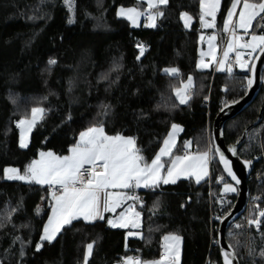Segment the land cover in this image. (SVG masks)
<instances>
[{"label": "trees", "instance_id": "trees-1", "mask_svg": "<svg viewBox=\"0 0 264 264\" xmlns=\"http://www.w3.org/2000/svg\"><path fill=\"white\" fill-rule=\"evenodd\" d=\"M233 2L221 0L215 27L207 33L218 32L223 39L224 19ZM133 5L146 10L138 26L117 15L119 7ZM154 10L163 15L149 27L145 14L152 8L141 0H0V264H85L89 244L93 248L87 264H117L132 255L157 259L169 234L183 239L181 264H223L214 242L220 220L212 222L211 215L227 214L237 192L224 191L222 186L231 182L216 154L211 174L199 183L180 178L137 192L138 199L131 202L141 213L139 236L129 235L128 227L111 226V213H106L93 221L74 219L55 239L42 241L53 201L49 185L4 178L7 166L23 174L41 151L68 153L90 127L135 138L147 162L174 123L183 131L173 156L184 153L187 140L192 151L207 150L209 136L213 143L215 115L244 95L250 69L230 75L225 68L213 75V67L197 68L200 0H168ZM183 12L194 17L190 28L183 23ZM171 68L178 73L165 72ZM189 77L192 95L181 104L176 90ZM263 105L264 86L248 108L226 122L228 145L256 121ZM33 108L44 112L29 144L21 147L17 123L31 117ZM239 154L255 165L247 209L229 226L227 238L241 264H264V112L262 121L249 129ZM223 195L232 201L220 209L217 200ZM249 217L259 224H249Z\"/></svg>", "mask_w": 264, "mask_h": 264}, {"label": "snow or ice", "instance_id": "snow-or-ice-1", "mask_svg": "<svg viewBox=\"0 0 264 264\" xmlns=\"http://www.w3.org/2000/svg\"><path fill=\"white\" fill-rule=\"evenodd\" d=\"M149 8H158L160 5H166L168 0H147ZM202 13L200 15V22L204 28H214L216 14L220 6V0H200ZM235 24L233 17L237 15L236 9L241 6ZM71 7V3H69ZM121 16H126L135 25L139 16L143 13L135 8L120 9ZM264 0H234L231 10L227 14V18L223 24V30L230 34V40L227 43V48L223 52V61L219 63L218 70H225V62L229 60L230 53L240 49H250L248 53L252 55L257 48L264 52V34L256 35L250 32L253 22L260 19L264 20ZM162 12L156 14H149V27H155V21L158 16H162ZM211 17V21L205 19ZM183 19L186 26L190 25L192 17L187 13L183 14ZM69 20V23H72ZM243 30L245 34L250 35V40L241 43L244 36L238 35V31ZM203 40V37H201ZM215 35L211 36L208 41L209 52L207 55L212 56L215 60L216 41ZM141 47V55L143 54V46ZM205 53H201L203 57ZM236 61L241 67L246 66V61L242 59L240 52H236ZM50 64H55V60H50ZM199 67H208L201 59ZM231 67L227 71L231 72ZM178 69H165L166 73L177 74ZM192 78H188V83L184 85L185 89L191 86ZM251 85L252 81H248ZM176 95L181 104L187 103L190 96L183 95L178 89ZM32 118L21 119L17 126L21 128L20 146L27 147V139L25 132H30L35 126L38 114L42 118L44 109L33 108L31 110ZM26 126V127H25ZM178 126H172V132L163 141V147L160 148L159 153L147 162L140 154L139 148L136 146V140L132 137H124L121 135L108 136L104 133L102 127H90L87 131L80 134L79 143L70 149L71 154L68 156H57L52 152H41L40 159L33 161L27 166L26 171L21 174L17 168H6L4 170L7 179L25 180L28 182H36L39 184H46L53 189L59 186L61 190L57 195L53 190L51 193L52 200V214L48 219L47 225L43 229L41 240L52 241L61 229L70 224L74 219L83 217L85 220H94L97 217L103 219L101 208L104 212H115L121 203L130 199H138L127 195L125 191L112 190H126L139 188L141 186L154 187L160 183L169 184L176 183L177 179L181 177L195 176L196 182L199 183L201 179L208 175L207 164L209 160V152L204 151L196 155L185 154L176 155L173 157V151L176 147V132ZM191 142L185 144V148H190ZM235 154V149H232ZM168 157L165 161L163 158ZM220 160L224 164L225 170L233 180H236L230 161L220 153ZM169 166L165 169V164ZM246 163H251L246 162ZM87 166V167H86ZM100 169L99 171L97 169ZM166 170V176H162V172ZM223 178L221 177V180ZM237 183L239 181L237 180ZM224 191H236L230 185H224ZM101 193H103V204H101ZM129 213H133V208L130 206L126 212L120 213L117 220H109L108 223L113 227L127 228L131 225L134 228H139L140 213L135 212V219L129 218ZM264 216V212L260 213ZM134 233L129 232V235ZM180 237L175 235H168L164 237V255L160 260L152 262V264H166L170 259L178 261L179 259V242ZM39 247V246H38ZM93 245L87 246V256L92 253ZM87 256L85 257V264H87ZM225 264H232L229 254H225ZM126 264H140L139 260H129Z\"/></svg>", "mask_w": 264, "mask_h": 264}, {"label": "water", "instance_id": "water-1", "mask_svg": "<svg viewBox=\"0 0 264 264\" xmlns=\"http://www.w3.org/2000/svg\"><path fill=\"white\" fill-rule=\"evenodd\" d=\"M248 74L249 80H251L252 83L251 85H248L244 95L241 98L228 102L223 107H221L218 113L215 115L212 125L213 147L217 156V160L225 174V177L237 188V198L232 209L219 221L218 245L220 248L223 264H225L224 257L226 253L229 254L232 264H241L234 248L228 241L227 231L229 226L237 221L245 213L249 203V178L253 172L255 163L253 160L242 158L239 154V149L245 142L249 129L262 121L264 105L261 108L256 121L245 127L241 138L231 145H228L225 140V125L228 120L236 117L246 108H248L259 95L262 86H264V52H262L260 49H258L252 59ZM233 148L235 149V154L232 151ZM220 153H223L224 156L230 161V166L236 177V180H233L225 170L224 164L220 160ZM249 161L251 162L250 164L246 163ZM237 180L239 183H237Z\"/></svg>", "mask_w": 264, "mask_h": 264}, {"label": "rangeland", "instance_id": "rangeland-1", "mask_svg": "<svg viewBox=\"0 0 264 264\" xmlns=\"http://www.w3.org/2000/svg\"><path fill=\"white\" fill-rule=\"evenodd\" d=\"M141 1H143L145 4H146V8L147 9H149V5H148V2H147V0H141ZM253 2H256V0H253ZM5 3L6 2H3L2 3V7H4L5 6ZM232 6V5H231ZM231 6L229 7V9H228V11H227V14H228V12L231 10ZM241 7H242V5L241 6H238L237 7V9H236V13H237V15L236 16H234L233 17V23L235 24V22H236V19H237V17H238V14H239V11L241 10ZM121 8H124V9H129V8H135V9H137L139 12H141V13H143V15H141V16H139L138 17V19H137V22H136V24L134 25L133 23H132V21L131 20H129L126 16H121L119 13H120V9ZM219 8H220V6H219ZM155 8H152V11H150V14H156V12H155V10H154ZM145 11L146 10H141L138 6H136V5H133V6H127V7H124V6H121V7H119L118 9H117V15L118 16H120V17H124V18H126V19H128L130 22H131V24L132 25H134V26H138V25H140L141 24V22H142V20H143V18H144V13H145ZM227 14H226V17H225V19H224V21L226 20V18H227ZM190 17H191V15L190 14H188ZM158 18V17H157ZM205 19H207V20H209V21H211V19H210V17H205ZM184 20V19H183ZM156 22H157V19H156V21H155V25H156ZM151 23V21L149 20V19H146L145 20V24L146 25H148V24H150ZM192 23H193V19L191 20V22H190V25H189V27L192 25ZM184 24H185V22H184ZM254 24H255V21L253 22V25H252V28L250 29V31H252V33H253V29H254ZM207 30H208V28H205V29H203V30H201V33H200V37H199V43H200V60L201 59H203V61L204 60H206L208 57H211L212 58V56H210V55H207V53L209 52V47H208V41H209V38L211 37V36H213L215 33H211V34H208L207 33ZM239 31H243V30H239ZM244 32V31H243ZM254 34H256V35H261V34H263V33H258V32H254ZM201 37H203V40L201 39ZM249 40H250V36H249V38H248ZM214 43V42H213ZM215 44V43H214ZM216 45V44H215ZM219 47H220V45H219ZM258 49L259 48H257V50L251 55V59L246 63V66L245 67H241L239 64V67L240 68H242L243 70H246V69H250V66H251V62H252V59H253V57H254V55L256 54V52L258 51ZM251 50L249 49V51H247V50H245V51H241V55H244L245 53H249ZM201 53H205V55L202 57L201 56ZM217 54H218V45H216V49H215V56H217ZM210 67H213L212 65L210 66ZM209 67V68H210ZM248 81H249V78L247 79V82H246V84L247 85H249V83H248ZM192 82H193V79H192ZM188 83V80H186L185 82H183L182 84H181V86L178 88L180 91H181V93L183 94V95H189V93H188V90H191V92H192V86H193V83H191V86L188 88V89H185L184 88V85L185 84H187ZM177 89V90H178ZM176 90V91H177ZM39 117H40V115L38 114V117H37V121H38V119H39ZM32 118V115H31V117H29V118H23V119H31ZM36 121V122H37ZM173 125H176V126H178V131L176 132V147H177V144H178V141H179V136H180V134L182 133V131H183V127H182V125H180V124H178V123H174ZM172 125V126H173ZM172 126H171V128H170V130H169V132H168V134H167V136L165 137V139L168 137V135L172 132ZM26 127V126H25ZM33 128V127H32ZM30 134H31V131L30 132H25V136H26V139H27V142H28V144H29V142H30ZM110 136H112V135H110ZM124 137H129V136H124ZM20 139H21V128H20ZM164 139V140H165ZM187 142H191V140H187V141H185V143H184V148H185V144L187 143ZM27 144V145H28ZM210 144H213L211 141H210V136H209V144H208V148H207V150L206 151H208L209 150V145ZM161 147H163V143H162V145H161ZM160 147V148H161ZM175 147V148H176ZM191 147H192V142H191ZM190 147V148H191ZM187 148H185V150H186ZM160 150V149H159ZM159 150H158V152H157V154L159 153ZM175 150V149H174ZM41 152H52V153H54L55 155H57V156H68V155H70L71 154V152L70 153H65V154H58V153H56V152H53V151H41ZM40 152V153H41ZM40 153H39V156L36 158V160H39L40 159ZM156 154V155H157ZM155 157V156H154ZM153 157V158H154ZM166 158H168V157H164L163 159L165 160V161H167L166 160ZM35 160V161H36ZM151 162V161H150ZM149 162V163H150ZM167 165V163L165 164V166ZM6 168H16L15 166H7ZM5 168V169H6ZM165 172V171H164ZM164 172H162V176H164ZM224 177V176H223ZM4 178L5 179H7V177H6V175H5V172H4ZM9 180H14V179H9ZM23 181H25V180H23ZM26 182H28V181H26ZM221 182H222V180H221ZM226 184H230V185H232L235 189H236V191H229V192H227V193H231V192H237V188L232 184V183H226ZM225 185V184H224ZM224 185L222 186L223 187V189H224ZM140 188H142V189H146L145 187H143V186H141ZM136 189H138V188H136ZM224 192V191H223ZM225 198V197H228L229 199H230V201L229 202H227V203H225V205L222 207L221 206V208L222 209H224L225 207H227V205L229 204V203H231V201H232V199H231V197L230 196H227V195H223V196H221L220 198L221 199H223V198ZM220 198H219V200H217V201H220ZM221 219V218H220ZM247 222L249 223V224H251V223H253L254 225H258L259 224V221L258 220H253L252 218H247ZM134 234H135V232H134ZM137 236V235H136ZM175 236H179L181 239H180V242H179V245H178V247H179V256H182V249H183V239H182V237L180 236V235H176L175 234ZM163 241H164V238H163ZM162 241V242H163ZM165 242V241H164ZM86 254H87V250H86Z\"/></svg>", "mask_w": 264, "mask_h": 264}, {"label": "crops", "instance_id": "crops-1", "mask_svg": "<svg viewBox=\"0 0 264 264\" xmlns=\"http://www.w3.org/2000/svg\"><path fill=\"white\" fill-rule=\"evenodd\" d=\"M220 6H221V0H220ZM220 9V8H219ZM219 9H218V11H219ZM218 11H217V13H218ZM184 13H187V12H183L182 13V20H183V14ZM187 14H189V13H187ZM216 16H217V14H216ZM191 17H192V19H193V21H194V17L191 15ZM210 19H211V17H210ZM183 23H184V20H183ZM185 25V24H184ZM185 27H187V28H190L189 26H186L185 25ZM203 29H205L204 27H203ZM202 29V30H203ZM208 29H210V28H208ZM224 31V30H223ZM213 34V33H215L214 35L217 37V39H216V41H214V43L216 44V45H218V50H219V45L221 44V40H220V35H219V33L218 32H215V31H211V32H209L208 34ZM245 50H247V51H249V49H240V53H241V51H245ZM200 62H201V60H200V58H199V60L197 61V68L199 69V70H206V69H208L212 64H213V62H214V60L211 58V57H208L206 60H204V63L205 64H207L208 65V67H204V68H202V67H199V65H200ZM193 83V82H192ZM188 93H189V95L188 96H190L191 97V94L190 93H192L191 92V90H188ZM177 96V95H176ZM177 99L179 100V98L177 97ZM189 100V99H188ZM188 100H187V102H188ZM89 129V128H88ZM31 131H32V129H31ZM84 131H87V129L86 130H84ZM84 131H82V132H84ZM81 132V133H82ZM80 133V134H81ZM104 133L106 134V135H108L106 132H105V130H104ZM108 136H110V135H108ZM113 136V135H112ZM79 138H80V135H79ZM79 138H78V142L77 143H79ZM21 140V139H20ZM27 144H28V142H27ZM75 146V145H74ZM74 146H72V147H74ZM71 147V148H72ZM70 148V149H71ZM192 148V147H191ZM191 148H187L185 151H184V153H180V154H177V155H185L186 153L187 154H191V155H196V154H198V153H202V152H194V151H192L191 150ZM68 153H70V150H69V152ZM174 156H176V155H174ZM173 156V157H174ZM169 166V165H168ZM210 169H211V166H210V162H209V160H208V164H207V172H208V175L207 176H205L203 179H201L200 181H202V180H204L205 178H207V177H209V175H210ZM164 176H166V171L164 172ZM181 178H193L195 181H196V179H195V176H192V177H181ZM180 179V178H179ZM178 180V179H177ZM34 182V181H33ZM160 184H163V183H160ZM159 184V185H160ZM155 187V186H154ZM147 188H149V187H147ZM146 188V189H147ZM137 190V192L139 191V190H142V188H138V189H136V188H133V189H126V190H112V191H125L126 193H127V195H129V196H133V197H136L135 195H133V190ZM60 194V193H59ZM59 194H57V195H59ZM101 204H103V193H101ZM53 203H54V201H52V206H53ZM52 206H51V209H52ZM132 207L133 208V213H129L128 215H129V218L130 219H135V216H134V213L135 212H138V213H140L139 211H137V209L134 207V205H133V203L131 202V199L130 200H126V201H123L122 203H121V206L120 207H124L123 208V210L121 211V212H117L118 211V209H120V207H118L117 209H116V211L115 212H104L103 211V209L101 208V214L103 215V217L105 216V214L106 213H111L110 214V218H109V220H117L118 219V217H119V215H120V213H122V212H126L127 211V209L129 208V207ZM51 214H52V211H50V215H49V217L51 216ZM81 219H83V220H85L83 217H80ZM49 219V218H48ZM48 219H47V221H46V223H45V225H44V227L47 225V223H48ZM96 219H100L99 217H97ZM96 219H94V220H96ZM85 221H93V220H85ZM139 223H140V225H141V213H140V216H139ZM129 229H130V231L129 232H131V233H134L135 232V234H133V235H140V233L138 232V228H134V227H132L131 225H129V227H128ZM42 235H43V233H42ZM169 235H175V234H169ZM57 236V235H56ZM166 236H168V235H166ZM164 241L162 242V244H161V247H162V250H161V256L159 257V258H157V259H150V260H141L139 257H136V258H134L133 256H129V257H127V258H125L124 259V263L123 264H126V262L129 260V258H131L132 260H139L140 261V264H152V262H155V261H158V260H160L161 259V257L164 255ZM181 257L182 256H179V259H178V261H172L171 259L168 261V262H166V264H181Z\"/></svg>", "mask_w": 264, "mask_h": 264}, {"label": "built area", "instance_id": "built-area-1", "mask_svg": "<svg viewBox=\"0 0 264 264\" xmlns=\"http://www.w3.org/2000/svg\"><path fill=\"white\" fill-rule=\"evenodd\" d=\"M148 15L149 13H146L145 14V17L148 19ZM264 15V14H262ZM198 21H199V24L197 25V28L202 30L203 27H202V24L200 22V16L198 17ZM252 33V31H250ZM254 32H258V33H263L264 34V20L262 19H259L258 23H257V26H256V29L253 31ZM238 35H241V36H244V40L241 41V43H244L246 41H249V36L250 35H247L245 34L243 31H238L237 33ZM230 34L229 33H226L224 32L223 33V39L221 40V44H220V47H219V50H218V54L216 56V59L214 60L212 66H213V75H215L219 70H218V65L220 62L223 61V52L226 50L227 48V43L229 42L230 40ZM236 52H240V48H237L236 51L230 53L229 55V60L227 62H225V68H226V72L230 75H238L240 74L241 71H246V70H243L242 68L239 67V63H237L236 61ZM242 59L246 62H248L250 59H251V55L245 53L244 55H242ZM231 67V72L227 71V68L228 67ZM249 78V76H248ZM192 95V93H190ZM207 115L209 116L210 115V111L208 110L207 112ZM209 162H210V166H211V161L214 159V154H215V151H214V147H213V144H210L209 145ZM258 159H261L260 156L257 157ZM254 161V160H253ZM87 167V166H86ZM98 171L100 170L99 168L97 169ZM210 174H211V169H210ZM223 178V177H222ZM219 180L221 181V177H219ZM224 179H222L223 181ZM50 190H51V193L53 190L56 191L57 194H59L61 192V190L59 189V186H56L55 189H53V187L49 186ZM133 195L136 196L137 194V190H133ZM209 196H210V202H211V205L213 204V192L210 191L209 192ZM223 198V197H222ZM230 199L228 197H225L223 199L220 198V201H218V204H219V207L220 209L221 206L223 207L225 205V203L229 202ZM221 216L218 215V212H213V214L211 215V221L214 222V221H217V220H220ZM215 243L218 242V241H214ZM134 258H136L137 256L136 255H132ZM124 263V259H122L121 261H119L117 264H123Z\"/></svg>", "mask_w": 264, "mask_h": 264}]
</instances>
